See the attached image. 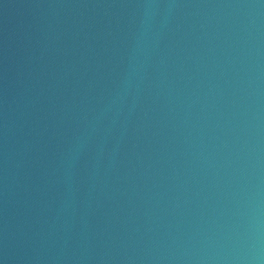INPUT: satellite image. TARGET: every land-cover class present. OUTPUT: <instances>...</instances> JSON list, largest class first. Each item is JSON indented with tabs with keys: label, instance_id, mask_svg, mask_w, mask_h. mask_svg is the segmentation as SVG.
<instances>
[{
	"label": "water",
	"instance_id": "1",
	"mask_svg": "<svg viewBox=\"0 0 264 264\" xmlns=\"http://www.w3.org/2000/svg\"><path fill=\"white\" fill-rule=\"evenodd\" d=\"M0 264H264V0H0Z\"/></svg>",
	"mask_w": 264,
	"mask_h": 264
}]
</instances>
